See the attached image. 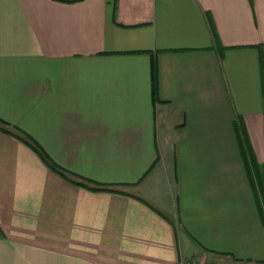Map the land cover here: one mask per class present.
<instances>
[{
  "label": "crops",
  "instance_id": "obj_1",
  "mask_svg": "<svg viewBox=\"0 0 264 264\" xmlns=\"http://www.w3.org/2000/svg\"><path fill=\"white\" fill-rule=\"evenodd\" d=\"M0 119V264H264V0H0Z\"/></svg>",
  "mask_w": 264,
  "mask_h": 264
},
{
  "label": "trees",
  "instance_id": "obj_2",
  "mask_svg": "<svg viewBox=\"0 0 264 264\" xmlns=\"http://www.w3.org/2000/svg\"><path fill=\"white\" fill-rule=\"evenodd\" d=\"M65 1L70 2V1H74V0H65ZM156 85H157L156 67H155V64L152 63V88H153V91L156 90ZM0 122L3 125H7V123L5 121H2L1 119H0ZM30 140H32V139H30ZM239 143H240L241 151H242V154L244 157V162H245V166H246V169L248 172L250 183H251V186L253 189L254 197H255L257 204L259 205V209H260V212L262 215V219L264 220V165H259L258 163H256L254 156L252 154V151H251L250 147L248 146L247 140L245 138L244 139L240 138ZM38 153L42 156L44 161L46 163H48L53 169H55L60 174L67 176L66 171H64V169H62V168L56 166L54 163H52L47 158V156L43 152H41L39 149H38ZM79 178L82 179V177H79ZM84 180H87V179H82L81 181H77V182L79 184L83 185V184H85ZM88 182H93V181H88ZM96 189L102 190V189H106V188L105 187H96Z\"/></svg>",
  "mask_w": 264,
  "mask_h": 264
}]
</instances>
